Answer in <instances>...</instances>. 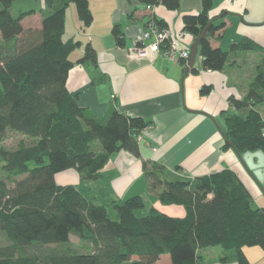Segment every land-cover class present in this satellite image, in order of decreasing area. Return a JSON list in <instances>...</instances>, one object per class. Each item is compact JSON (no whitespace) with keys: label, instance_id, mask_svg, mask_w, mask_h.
I'll return each instance as SVG.
<instances>
[{"label":"trees","instance_id":"trees-1","mask_svg":"<svg viewBox=\"0 0 264 264\" xmlns=\"http://www.w3.org/2000/svg\"><path fill=\"white\" fill-rule=\"evenodd\" d=\"M15 1L0 0V143L8 130L33 143H19L14 150L0 145V231L8 242L0 246V264H198L197 251L216 246L232 251L238 264H248L244 247L264 250V210L229 170L169 179L158 162H142L148 190L158 192L164 205H182L183 217L146 207L139 196L99 202L84 197L72 184L56 183L55 175L68 169L81 179L96 180L110 157L121 150L139 157L136 137L147 123L116 110L104 121L87 116L67 89L72 66L95 61L94 49L86 45L82 57L72 62L68 56L79 43L63 40L70 2L82 26L91 24L88 0H45L49 11L42 12L38 28L22 24L34 9L11 14ZM137 1L146 8L162 5L168 10H176L180 3ZM213 1L200 0L198 13L184 15L183 30L198 40L203 70L221 71L238 51L262 54L246 96L228 100L236 112L225 116L223 135L238 154L264 150V120L257 110L264 104V48L247 38L231 43L227 50L212 46L211 40L225 28L221 18L209 16ZM152 21L165 28L162 20ZM112 35L122 47L123 33L117 25ZM209 92L208 86L199 90L202 96ZM2 176L20 178L8 187ZM137 210L143 213L137 215ZM71 235L88 243L91 251L21 253L29 245H64Z\"/></svg>","mask_w":264,"mask_h":264},{"label":"crops","instance_id":"crops-1","mask_svg":"<svg viewBox=\"0 0 264 264\" xmlns=\"http://www.w3.org/2000/svg\"><path fill=\"white\" fill-rule=\"evenodd\" d=\"M88 7L92 22L87 27L82 26L74 10L68 11L69 15L66 13L70 4L65 9L63 40L79 43L68 58L78 61L86 45L95 51L94 63H75L69 70L67 89L77 96L87 116L104 121L116 110L127 117L140 118L147 125L138 134L139 157L121 150L110 157L96 180L81 179L74 169H68L55 175L56 183L72 184L84 197L99 202L139 196L146 207L168 216L183 217L182 205H164L150 193L142 162H158L169 179H193L229 170L254 204L264 210V150L237 155L223 135L225 116L236 112L229 105V98L245 97L254 78L250 52L238 51L221 71H209L202 69L197 46L194 63L187 72L189 59L171 60L163 51L151 58L130 54L129 50L138 43L153 17L162 20L171 33L183 32L180 45L190 53L195 40L183 30L182 18L198 13L200 0H180L176 10L162 5L147 9L137 0H88ZM32 9L38 20L36 25L28 27L38 28L42 12L49 9L43 1L41 7ZM209 16L225 22L221 35L211 40L212 46L227 50L231 43L247 38L264 48V0H214ZM115 25L123 33L122 47L116 45L112 35ZM255 53L261 57L259 52ZM192 69L197 72L192 73ZM202 86L210 88L205 96L199 93ZM257 110L264 120L259 106ZM61 175L62 180L68 181H59L57 176ZM92 182L96 183V194L92 189L80 191L82 183L93 186ZM242 252L248 264H264V250L253 246L244 247ZM197 257L198 264H238L232 251L218 246L198 250Z\"/></svg>","mask_w":264,"mask_h":264},{"label":"rangeland","instance_id":"rangeland-1","mask_svg":"<svg viewBox=\"0 0 264 264\" xmlns=\"http://www.w3.org/2000/svg\"><path fill=\"white\" fill-rule=\"evenodd\" d=\"M42 1L44 2L45 0L15 1L13 3V5H12L11 9H10V12H11V14L13 16H16L17 13L19 12V10H21V9H30V8H33L35 6L41 7ZM18 2H25L26 4L18 3ZM69 4H70V9H67L66 13H68V11L70 12V10H74L75 13H76V9H75L74 3L70 2ZM69 4H68V6H69ZM68 6H67V8H68ZM68 15H69V13H68ZM36 20H38V17H37V14L34 13L33 18L27 17L26 20L22 24L25 27L34 26V25L37 24ZM68 21L71 22L69 17H68ZM248 52H250L249 53L250 54L249 55L250 58H253V67L255 68L260 63L259 61H261V60H258L260 55L258 53L254 54L253 51H248ZM149 58H151V57H149ZM260 58H262V54H261ZM259 109H260L261 112L264 113V104L260 105ZM19 143H23L25 145H31L33 143V140L29 139V138H26V137H24L23 135H21L19 133H16L14 131L8 130L5 133L4 138L1 141L0 145L3 148L7 149V150H14V149H16L18 147ZM93 146L96 147L95 145H93ZM65 177L68 178V179L72 178V177L66 176V175H65ZM2 178L4 180H6L8 187H12L13 186V181L14 180H18L20 177L10 178L9 180H7L4 176H2ZM62 178H63V175L57 176V179L59 181H68L67 179L62 180ZM95 182H97V181H95ZM92 184H93V186H90V185H88L86 183H82V188H80V191L83 193V191H86L88 189H92V190H94V193L96 194V189H97L96 183L92 182ZM150 193H153V195H155L156 198L158 199V192L150 191ZM110 197H112V196H110ZM142 213H143V211H140V210L136 211L137 215H140ZM5 245H8V242L3 237V233L0 231V246H5ZM250 247H253V246H250ZM256 247L260 248L259 246H256ZM54 249H60V250L62 249V250H66V251L71 252V253H75V252H77V253H86V252L91 251L89 249V244L88 243L81 242V241L78 240L77 237L71 235L70 238H69V242L64 244V245H61V244L60 245H55V244H51V245H29V246L23 248L21 253L25 254V255H31V254L40 255V254H47L50 250H54ZM123 264H129V263H123Z\"/></svg>","mask_w":264,"mask_h":264},{"label":"built area","instance_id":"built-area-1","mask_svg":"<svg viewBox=\"0 0 264 264\" xmlns=\"http://www.w3.org/2000/svg\"><path fill=\"white\" fill-rule=\"evenodd\" d=\"M183 35V32L173 34L166 27L159 28L151 21L142 31L138 43L129 52L137 58H149L163 51L171 60L187 61L189 52L180 45ZM136 139L138 140V136Z\"/></svg>","mask_w":264,"mask_h":264},{"label":"water","instance_id":"water-1","mask_svg":"<svg viewBox=\"0 0 264 264\" xmlns=\"http://www.w3.org/2000/svg\"><path fill=\"white\" fill-rule=\"evenodd\" d=\"M197 44H198V40H195L194 44L192 45V47L190 48V53H189V60H188V68L185 70V72L188 71V69L193 65L194 63V58H195V55H196V52H197ZM229 144V146L233 149V146L227 142ZM234 150V149H233ZM235 152V151H234ZM237 155H239L237 153Z\"/></svg>","mask_w":264,"mask_h":264}]
</instances>
